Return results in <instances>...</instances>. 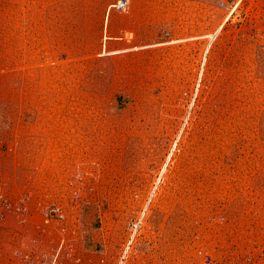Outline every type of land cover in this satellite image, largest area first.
Returning a JSON list of instances; mask_svg holds the SVG:
<instances>
[{
	"label": "rangeland",
	"instance_id": "374dc122",
	"mask_svg": "<svg viewBox=\"0 0 264 264\" xmlns=\"http://www.w3.org/2000/svg\"><path fill=\"white\" fill-rule=\"evenodd\" d=\"M184 9L203 43L125 110L145 117L129 135L80 153L75 192L43 202L44 264H264V0Z\"/></svg>",
	"mask_w": 264,
	"mask_h": 264
},
{
	"label": "crops",
	"instance_id": "0c3cea01",
	"mask_svg": "<svg viewBox=\"0 0 264 264\" xmlns=\"http://www.w3.org/2000/svg\"><path fill=\"white\" fill-rule=\"evenodd\" d=\"M115 1L0 0V264L49 247L43 202L75 192L80 153L129 135L145 117L125 110L203 43L179 0Z\"/></svg>",
	"mask_w": 264,
	"mask_h": 264
},
{
	"label": "built area",
	"instance_id": "2783aa9c",
	"mask_svg": "<svg viewBox=\"0 0 264 264\" xmlns=\"http://www.w3.org/2000/svg\"><path fill=\"white\" fill-rule=\"evenodd\" d=\"M128 0H117L114 3V6L119 8V9H125L127 7V3ZM45 210V215H47L48 217H55V218H62L63 217V213L60 211V207L56 204H49L47 207L44 208ZM135 225V222H132V229H131V233L129 238H131L133 236V227ZM130 239L128 240V243L126 244V248L128 247L129 243H130ZM54 261H51L50 264H53ZM20 264H44V260L37 257V256H24L23 258H21Z\"/></svg>",
	"mask_w": 264,
	"mask_h": 264
},
{
	"label": "bare ground",
	"instance_id": "6f19581e",
	"mask_svg": "<svg viewBox=\"0 0 264 264\" xmlns=\"http://www.w3.org/2000/svg\"><path fill=\"white\" fill-rule=\"evenodd\" d=\"M178 136V135H177ZM179 138V137H178ZM169 156H170V154H169ZM156 186H157V184H155V186H154V188H156Z\"/></svg>",
	"mask_w": 264,
	"mask_h": 264
}]
</instances>
